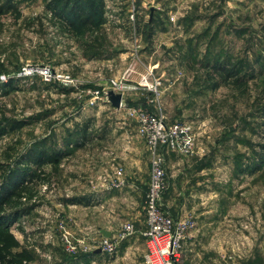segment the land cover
I'll list each match as a JSON object with an SVG mask.
<instances>
[{
	"label": "rangeland",
	"instance_id": "374dc122",
	"mask_svg": "<svg viewBox=\"0 0 264 264\" xmlns=\"http://www.w3.org/2000/svg\"><path fill=\"white\" fill-rule=\"evenodd\" d=\"M6 1L0 183L28 149L63 156L30 165L24 197L4 207L26 213L0 233V264L23 250L29 257L13 264H108L125 242L143 264L150 152L130 113L137 106L188 127L190 145L163 154L161 206L183 228L178 264H264V0H101L92 30L61 22L53 0ZM86 2L97 10L98 0ZM216 61L237 66L245 85L212 89L205 64ZM17 121L25 125L9 130ZM84 125L85 141L75 133ZM117 168L123 185L110 188L103 178ZM125 221L134 232L97 255L101 230L116 236Z\"/></svg>",
	"mask_w": 264,
	"mask_h": 264
},
{
	"label": "built area",
	"instance_id": "2783aa9c",
	"mask_svg": "<svg viewBox=\"0 0 264 264\" xmlns=\"http://www.w3.org/2000/svg\"><path fill=\"white\" fill-rule=\"evenodd\" d=\"M135 62H131L122 75L127 80L134 71ZM42 74L50 80L52 73L44 69ZM122 81H111L118 88ZM158 80L153 81L148 89L156 90ZM138 122V134L146 142L150 152V179L145 199V229L142 236L146 239V251L143 254V264H178L180 243L183 228L177 225L173 217L166 212L161 201L166 189V171L164 152L175 148H186L190 145L187 136L188 127L179 122L168 123L161 115H156L147 107L137 106L130 110ZM110 188H120L123 185L122 170L117 168L114 176L103 178ZM134 224L125 221L116 236H102L97 249L111 255L116 251L118 242L134 232Z\"/></svg>",
	"mask_w": 264,
	"mask_h": 264
},
{
	"label": "trees",
	"instance_id": "16d2710c",
	"mask_svg": "<svg viewBox=\"0 0 264 264\" xmlns=\"http://www.w3.org/2000/svg\"><path fill=\"white\" fill-rule=\"evenodd\" d=\"M86 0H53L49 4V8L52 10L54 16L58 17L61 22H64L71 28H86L88 30L94 29L99 23L102 22L101 16V0H98L97 10H90L86 7ZM8 8L13 7L12 0H7ZM3 13L0 7V15ZM205 69H208L206 79L210 81V87L216 89L220 85L231 84L235 88H240L245 85V76L239 74V69L234 64L216 61L211 64L208 62L205 64ZM6 87L10 86V82L3 84ZM25 123L17 121L14 125L10 126L9 130L19 129L24 126ZM6 127L0 126V136L7 133ZM75 133L80 135L83 141L88 136L87 125H84L81 129H76ZM63 156L62 152H47L46 150H34L28 149L25 154L21 155L16 161V167L8 170L4 180L0 183V233L6 230L8 223L14 221L18 217L26 213L25 208H14V210L8 214H3L4 207L14 205L17 207V203H20V199L24 197L27 186L25 183L27 180L34 178L35 173L30 171V165L40 167L47 163H57ZM24 164V166H21ZM254 167V170H257ZM14 203V204H13ZM12 240V239H11ZM16 245V242L11 241ZM22 256L29 257V254L23 250L20 257L18 255L15 258L6 260L5 264H13L14 260H18ZM1 257V256H0ZM2 258V257H1Z\"/></svg>",
	"mask_w": 264,
	"mask_h": 264
},
{
	"label": "crops",
	"instance_id": "0c3cea01",
	"mask_svg": "<svg viewBox=\"0 0 264 264\" xmlns=\"http://www.w3.org/2000/svg\"><path fill=\"white\" fill-rule=\"evenodd\" d=\"M130 185V183H129ZM133 247V243L129 242H125L124 243V249L122 250V252H120V254L118 253V255L112 259L108 264H134L132 262L135 261L134 259V252L131 250V248ZM96 254L100 255L102 254L101 251L96 252ZM99 264H102L101 262Z\"/></svg>",
	"mask_w": 264,
	"mask_h": 264
},
{
	"label": "water",
	"instance_id": "95a60500",
	"mask_svg": "<svg viewBox=\"0 0 264 264\" xmlns=\"http://www.w3.org/2000/svg\"><path fill=\"white\" fill-rule=\"evenodd\" d=\"M119 103H120V99L118 97L114 96V104L119 105ZM101 233L103 234V236H106V237H108L110 235L109 231L103 230V229L101 230ZM99 251H100V249L96 250V252H99Z\"/></svg>",
	"mask_w": 264,
	"mask_h": 264
}]
</instances>
